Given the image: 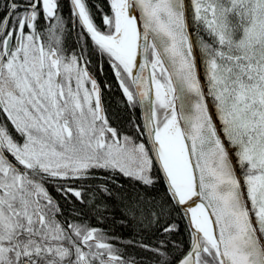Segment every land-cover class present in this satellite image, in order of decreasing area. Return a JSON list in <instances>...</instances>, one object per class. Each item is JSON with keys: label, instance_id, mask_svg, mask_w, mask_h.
<instances>
[{"label": "snow or ice", "instance_id": "snow-or-ice-1", "mask_svg": "<svg viewBox=\"0 0 264 264\" xmlns=\"http://www.w3.org/2000/svg\"><path fill=\"white\" fill-rule=\"evenodd\" d=\"M69 4L0 0V264H140L53 194L84 203L80 182L104 179L100 211L113 175L164 182L163 200L122 197L140 224L185 207L186 253L138 245L157 264H264V0H109L99 25ZM93 55L144 109L134 136L109 124Z\"/></svg>", "mask_w": 264, "mask_h": 264}, {"label": "trees", "instance_id": "trees-1", "mask_svg": "<svg viewBox=\"0 0 264 264\" xmlns=\"http://www.w3.org/2000/svg\"><path fill=\"white\" fill-rule=\"evenodd\" d=\"M88 4L95 13L98 25L101 22V12L98 9L102 10L103 13L110 14L109 0H88ZM205 38L207 39V37ZM90 59L92 61V71L102 86V99L109 124L119 132L134 136L133 122L136 124L142 123L140 108L137 106L134 111L129 110L125 103V97L116 83L112 69L106 61H101L94 55ZM105 84L111 85V88H105ZM153 172L159 177V169L154 168ZM80 183L84 185V203L74 197L65 200L55 192L53 193L63 205L64 217L68 220H72L79 215L82 221L102 229L111 236L118 237L121 242L119 246L125 251L126 255L134 258L140 264H157V262L154 254L139 247V243L156 247L160 241H164L172 256H180L188 251L190 227L180 207L168 205L166 208L168 214L158 224L152 226H148L146 223L140 224L125 215L124 202H122L123 196L129 191L139 190L148 191L157 200H163L165 199V184L163 181L158 180L153 188L145 190L140 188L139 185L131 183L125 177L113 175L109 184L113 194L112 196L103 197L100 211H97L94 205L101 202V197L97 194L96 189L97 185L104 183V179L87 180ZM119 185L123 187H118ZM166 223L177 224L179 226L178 231L173 234H164L162 226ZM128 241L132 243L127 244Z\"/></svg>", "mask_w": 264, "mask_h": 264}, {"label": "flooded vegetation", "instance_id": "flooded-vegetation-1", "mask_svg": "<svg viewBox=\"0 0 264 264\" xmlns=\"http://www.w3.org/2000/svg\"><path fill=\"white\" fill-rule=\"evenodd\" d=\"M61 4L63 6V14L65 16V18L67 19L68 16H69V8H70V4H69V0H61ZM69 43H72V38L69 37V40H68ZM94 74V73H93ZM95 75V74H94ZM96 77V76H95ZM98 79V78H97ZM99 81V80H98ZM100 83V82H99ZM102 87V86H101ZM50 191H53L51 188H50ZM54 193V191H53ZM57 194V193H55ZM59 195V194H57Z\"/></svg>", "mask_w": 264, "mask_h": 264}, {"label": "water", "instance_id": "water-1", "mask_svg": "<svg viewBox=\"0 0 264 264\" xmlns=\"http://www.w3.org/2000/svg\"><path fill=\"white\" fill-rule=\"evenodd\" d=\"M97 79V78H96ZM203 79V78H202ZM97 81H98V79H97ZM98 83H99V81H98ZM102 103H103V99H102ZM104 105V104H103ZM139 108H140V115H141V121H142V119H143V111H144V109L142 108V107H140V106H138ZM194 201H195V198H194ZM196 202H198V201H196ZM188 206H195V204H194V202L193 201H190L189 202V205ZM180 208H181V210H182V212H183V214H184V217L186 218V221H187V223H188V225H189V227H190V229H191V224H190V220H189V217L187 216V215H185V207L184 206H180Z\"/></svg>", "mask_w": 264, "mask_h": 264}]
</instances>
